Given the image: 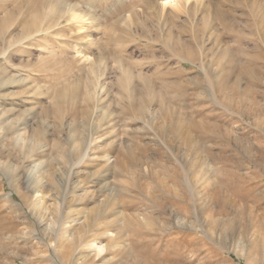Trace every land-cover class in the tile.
Wrapping results in <instances>:
<instances>
[{"label":"rangeland","instance_id":"rangeland-1","mask_svg":"<svg viewBox=\"0 0 264 264\" xmlns=\"http://www.w3.org/2000/svg\"><path fill=\"white\" fill-rule=\"evenodd\" d=\"M160 1L0 0V264H264V0Z\"/></svg>","mask_w":264,"mask_h":264},{"label":"bare ground","instance_id":"bare-ground-1","mask_svg":"<svg viewBox=\"0 0 264 264\" xmlns=\"http://www.w3.org/2000/svg\"><path fill=\"white\" fill-rule=\"evenodd\" d=\"M80 1L82 0H21V4L23 8L25 7L26 14H29L31 18L29 24H26L25 28L37 30L39 28L38 25L40 22H49V27L54 28L56 21H60V22H66V25L75 23L76 28L80 30L82 28V24L85 23L87 19H95L94 15L89 14L86 10L81 8ZM202 1L204 2V0H161L160 6L162 7V9H164L167 6H171L174 9H179L188 5L190 2H194L195 4H197ZM255 24L257 25L258 28V34L261 40L263 41L264 19L260 20V16H258V18H255ZM94 215L96 216V214ZM146 225H150V224L147 222ZM78 236L80 235L74 234V237L72 238L73 241L72 242L70 241L71 243H68L69 252L67 253V255H70V253L73 252L72 249L75 246L76 247L80 246L81 240ZM60 238H63L61 239L63 241L66 240L65 237H60V231H57L56 241L57 240L59 241ZM89 244L90 246L95 248L96 255L102 253L104 250V246L100 243H96L95 241H90ZM159 260L160 259L158 260L155 259L154 261L159 262ZM161 260L163 262V259ZM149 264H153V263H149Z\"/></svg>","mask_w":264,"mask_h":264}]
</instances>
